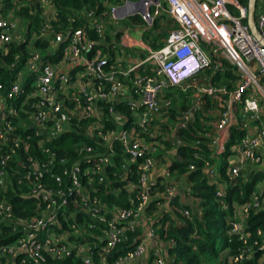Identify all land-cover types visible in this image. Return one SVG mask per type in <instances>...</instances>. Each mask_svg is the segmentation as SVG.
Returning a JSON list of instances; mask_svg holds the SVG:
<instances>
[{"label":"built area","instance_id":"1","mask_svg":"<svg viewBox=\"0 0 264 264\" xmlns=\"http://www.w3.org/2000/svg\"><path fill=\"white\" fill-rule=\"evenodd\" d=\"M27 1L38 7L41 27L38 37L52 34V38L44 50L31 45L29 39L28 54L22 66L19 67L20 62L16 60L13 68L18 69L11 79L7 84L0 81V232L1 227L6 226L11 227V235L14 234L11 241L0 242V264H43L47 258L62 260L72 252L80 257L81 264H92L91 253L85 244L68 242V238L76 237L85 230L80 224L73 222L67 224V230H56L60 226L59 210L65 204L66 196L69 195L67 193L72 190L83 195L79 210L90 221L85 226L99 232L93 236L102 242L98 251V264H107L104 253L120 243L127 230L132 231L144 224L145 229L134 248L114 258L110 264H127L142 257L148 241L155 236L152 218L146 217L147 206L158 192L157 182L148 177L155 167L152 152L159 142L158 138H168L164 131H149L147 126L160 112L159 97L163 90L180 86L184 80L212 65L211 57L226 59L234 67L238 83L229 91L223 86L207 83L198 86L197 90L204 95H226V105L215 123L217 130L225 129L230 124L231 106L240 103L242 119L238 127L244 131L239 141L230 146L225 172L227 179L211 182L215 185L214 195L220 199L224 196V189L235 184L245 163L256 166L251 171L260 170L264 174V150L263 153L258 151L264 147V47L257 38L264 40V0H256L253 14L257 37L249 32L247 8L239 0H121L119 4H107L108 12L103 18L96 16L93 10L79 11L78 14L85 17L100 38H103L106 23L138 16L150 26L160 11H165L174 27L168 31L164 44L156 50H148L144 59L125 69L112 59L107 64L106 55L100 51L86 57L83 51L92 42L86 40L82 44V31L79 28L52 33L50 23L56 21L57 17L52 0ZM5 3L11 4L15 12L28 5L21 0H0V7ZM25 33L24 21L19 24L9 15L0 16V52L7 53L6 44L10 41H24ZM63 40L67 44L57 60L44 58L53 56ZM14 56L19 59L18 54ZM124 76L131 77V86L127 91L122 89L121 79ZM25 83H28L26 89ZM16 98H21L17 105L8 102ZM99 103L107 105L113 128L106 127L101 121ZM113 103H123L131 112L132 121L128 127H124L125 119L115 111ZM82 119H92L85 133L105 148L102 152H96L90 144H76L85 161L92 163L84 170V174H95L88 177L87 184L92 185L94 177H97V183L110 184L104 168L112 165L113 142L118 141L124 155L120 163L119 180L125 182L124 187L128 192L135 193L129 207H107L90 196L78 178L80 169L77 163L69 167L62 166L60 173L48 172L55 163L63 165L65 161H55L54 152L47 143L67 131L71 120ZM251 121L256 122V125H251ZM16 126L32 130L38 147L46 155L45 162L26 155L29 136H21L16 132ZM143 134H147L151 140H146ZM179 142V139H173L175 145ZM18 149L26 158L25 162L19 159L22 165H19L21 175L17 183L24 185L21 194L37 198V208L29 218H14L11 205L4 198L8 189L5 165L18 157ZM138 158L141 160L136 162ZM135 162L136 179L132 181L127 167ZM189 167L192 168V165ZM202 167L210 171L208 161L204 160ZM44 173H48L59 185L62 176H67L69 184L63 190L45 189L40 183ZM161 183L163 193L173 195V186ZM222 205L225 206L224 203ZM158 206L159 203H156V208ZM262 209L264 175L244 202L232 206V212L227 217V233L236 236L242 246L229 256V264H238L254 255L255 264H264V230L255 228L254 235L250 236L246 225L249 214ZM181 213L188 215L187 210ZM89 230L86 232L91 235ZM152 257V264H168L162 250L153 249Z\"/></svg>","mask_w":264,"mask_h":264},{"label":"trees","instance_id":"2","mask_svg":"<svg viewBox=\"0 0 264 264\" xmlns=\"http://www.w3.org/2000/svg\"><path fill=\"white\" fill-rule=\"evenodd\" d=\"M27 2L28 5L22 6L17 10V14L23 19L26 26V33L24 41L13 42L10 41L6 44L7 53L0 52V81L7 84L8 80L11 79L12 75L16 72L17 68H13L16 60L19 63V67L22 66L25 56L28 54V40L30 39V44L37 47L40 50H44L52 38V34L45 35L43 37H38L40 32V17L38 14V7L27 0H21ZM240 3L246 5L247 0H239ZM56 9V21L50 23V30L52 33L64 31L67 29L73 30L79 28L82 31L81 42L84 41L92 42L89 48L83 51L86 57H91L95 52L100 51L102 54L106 55L109 61L112 59L114 49H116L117 40L120 33L113 30L109 26L108 30L103 34V38H100L97 33L89 26L85 17L79 15L78 12L83 10H93L96 16L104 17L107 12V4H119L121 0H52ZM256 5V0L255 4ZM165 7V4L162 3ZM230 11H233L231 6H228ZM32 11V12H31ZM164 13L154 18L148 29L158 28V22L164 19ZM130 21L139 20V24L145 25L138 16H133L128 18ZM72 20V21H70ZM159 33L153 34L151 31L144 32V37H151L148 40L150 47L154 48L157 45L154 41L157 37L166 36V31L159 29ZM112 31V32H111ZM37 35V36H34ZM67 41L63 40L60 42L56 53L53 56H44L50 61H55L59 58L62 50L66 46ZM205 48V47H204ZM18 54L19 59H15L14 55ZM143 56V55H142ZM224 66H228L225 61L222 60ZM148 65V64H147ZM207 69V68H205ZM204 70V69H203ZM210 71V70H206ZM232 78V72L227 68L224 69L223 73L217 71L212 75L211 81L216 83L219 79ZM224 83V82H222ZM28 86V83L24 84V87ZM229 87V86H227ZM177 90H180L179 88ZM166 98L168 94H165ZM21 98L10 99L8 102L12 105H17ZM115 111L122 115L125 119L124 127H128L131 123V112L123 103H113ZM209 105V100L206 98V106ZM101 108V121L108 128H113V121L107 114V105L99 103ZM187 106L184 104L180 105L181 110H185ZM168 109V115L171 119L174 118L176 114L175 108L170 106ZM199 111H194L192 120L188 121L185 126H180L176 131V137L179 139V144L176 145L177 157L171 162L169 168L176 171L179 176H184L186 186L188 188V195L197 200L196 210L188 213L187 216L181 213V222L176 224L172 218L167 214H164L162 218L158 221L160 227L158 228V236L162 239L165 248L162 250L165 259L168 264H229L228 258L236 251L242 248L241 241L237 239L234 235H229L227 233V217L232 212V206L234 204L242 203L247 199L250 191L254 185L262 178L264 175L260 170L251 171L249 173L243 174L240 172L238 177L235 179V184L233 186H228L224 189L223 197L217 198L214 195L215 185L209 182L210 176L204 171L202 164L204 160H212L209 150L207 149V138L203 135L208 132L204 126L200 125ZM92 121V119H82V120H71L69 123L68 130L63 132L58 138H55L47 143L50 146L51 151L54 152V160H64L63 165L55 163L48 172L52 171L55 173H60V168L62 166L69 167L73 163H77L80 172L78 178L81 184L84 185L85 191L92 197H95L100 204L110 207L112 205L121 208H127L130 206V202H133L134 194L133 191L128 192L124 187L125 182L119 180L120 163L124 159L122 152V147L118 141L113 142L111 156V166H106L104 171L106 173L107 179H109L110 184L106 185L105 182L97 183V177H94L95 181L92 185L87 184L88 177H92L95 174L86 173V170L92 163L86 162L83 157V153L78 151L76 147L77 143H85L93 146L96 152L104 151V147L96 144L95 141L86 135L85 129ZM153 124L149 123L147 128L149 131H153ZM16 132L20 133L21 136L28 135L29 138V149L26 152L27 156L37 157L39 160L45 162L47 160L46 155L41 152V148L37 145V138L33 136L31 129H21L20 126H16ZM244 131L239 127H231L229 133V139L224 145V152L222 154V159L219 161L216 171L218 172V177L226 180V166L224 157L229 154L230 145L239 141L243 136ZM146 140H151L147 134H143ZM159 142L168 147V140H161L158 138ZM18 157L12 158L5 165L6 172L8 174V189L4 193V198L10 203L12 216L14 218H29L35 213L37 208V198L36 196H24L22 187L23 184H18L17 179L20 178L22 161L25 162V154L18 149L16 151ZM22 161H20V160ZM141 159H136L139 162ZM136 162L128 165V175L130 180L135 181V167ZM192 165V168L189 166ZM207 173V174H206ZM40 183L45 189L55 190L64 189L65 185L69 184V179L67 176H62L61 185L57 184L48 173H44L43 177L40 178ZM158 183V182H157ZM158 190L162 191L164 188L159 184ZM227 185H229L227 183ZM111 189L117 190L114 193ZM66 196L65 204L61 206L59 210V228L56 230H67V224H72L77 222L85 230L80 231L78 236L68 238L69 243L85 244L91 253L92 264H98L100 257L98 255L99 247L102 245L101 239L98 237H93L95 233H99L97 230H89L85 225L90 223L88 217L80 212L81 201L83 195L75 191H70ZM225 204L222 205L220 201ZM156 203H159V199L152 197L147 209L148 212L153 211L156 208ZM171 203L174 206H179L177 209L188 210L189 206L187 204H181L177 202L176 198H173ZM63 213V214H62ZM247 229L250 236L254 235L255 228H262L264 230V209L257 212H251L246 221ZM0 232V242H9L14 238V234L11 235V227L2 226ZM90 231L87 234L86 231ZM141 233L134 228L132 231L127 230L124 234V239L116 244L107 253H104L103 257L105 262L110 264L111 261L130 251L134 248L135 244L138 242ZM156 248V247H155ZM153 257L150 255L149 264L152 262ZM256 255L249 260H244L238 264H255ZM43 264H81L79 256H75L74 252L65 259L54 260L47 258Z\"/></svg>","mask_w":264,"mask_h":264},{"label":"crops","instance_id":"3","mask_svg":"<svg viewBox=\"0 0 264 264\" xmlns=\"http://www.w3.org/2000/svg\"><path fill=\"white\" fill-rule=\"evenodd\" d=\"M162 13H164L165 18H168L164 10H161L159 15H161ZM253 14H255V6ZM5 15H9L12 18L16 19L19 24L23 21V19L19 17L17 12L13 10L11 4L9 3H5L0 7V16ZM165 18L164 20L162 19L158 22V26L159 29H163L166 31L167 36L168 31L174 27V24L168 18L173 25L171 28L165 29V25L167 23L165 22ZM119 21L106 23L105 25L106 30H108V27L111 25L110 27L116 29L117 32L120 33V36L117 40V45H115L116 49H114L112 56V61H115V63L119 67L123 69L130 67L137 61L144 59L148 50H156L164 44L166 36L157 37L154 41V44L157 45V47L154 48L150 47L148 44V40H151V37H144L143 33L147 31H151L153 34H158L160 31L158 28L148 29L149 27H145L147 26L145 22L144 27H142V24H139V20L130 21L129 19H126L125 22L118 25ZM204 49H206V47ZM211 59L213 60V63L212 65L207 67V69L200 71L194 77L184 80L180 86H177V88L173 87L176 89V93H172L169 97L170 90H168V88L166 90H163V92L160 94V112L153 117L152 130L158 133H162L164 131V133L168 137L166 140L169 141L170 145L168 147H164L162 142H158L152 152V157L155 161V167L149 172L148 177L149 179L158 182L160 186H163L161 182L165 183L166 185H172L174 188V192L173 195H167L166 193H163V190H158V192L154 195L155 198L159 199V206L153 211H149L148 214H146V217H149L150 219L152 218L151 226L154 229L155 236L148 241L144 255L127 264H149L148 260L150 258V255H152L153 249L163 250L165 248L162 239H160V237L158 236V228L160 227V223H158V221L162 218L164 214H167L170 218L176 221V224H179L181 222L182 216L180 210L177 209V207L179 206L176 207L174 206V203H171L173 198H176L178 203L187 204L189 206L187 210L188 213L196 210L197 200L188 195V188L186 186L187 184L185 182L184 176L177 175L176 171L171 170L169 168L171 162L177 157V146L173 143V139L177 138L176 131L180 126H185L188 121L192 120L194 111H199L201 114L199 117L200 125L204 126L203 128H206L207 130L209 129V131L205 132L203 135L208 140L207 149L209 150L212 160H206L208 161L210 171H204L209 174L210 183L217 182L221 179L218 177V172L216 171V169L219 164V161L222 159L224 145L229 139L230 128L238 127V124L241 121L242 117L240 114V103L232 104L231 109L229 111L231 120L230 124L226 126L225 129H216L215 123L219 118L220 112L223 110L224 104L226 105V95L220 93H215L213 95H204L198 92L197 88L198 86L207 83L218 87L223 86L227 91H229L233 89L238 83V77L236 76L234 67L226 59L221 57H211ZM222 60L225 61L228 66H224L222 64ZM146 64L147 63H145V66ZM147 67H149V65H147ZM226 68L227 70L229 69L232 72V78H220L219 81L216 83L211 81L212 75L214 73H216L217 71L223 73L224 69L226 70ZM121 83L123 86V91H127V89H129V87L131 86V77H122ZM178 88L180 90H177ZM182 93H184V96H188L192 100L191 105L186 104L184 100L180 101V95ZM165 94H168L167 98ZM206 98H208L209 100L208 106H206ZM181 104L187 106L185 110H181ZM170 106H173L175 108L174 110L176 112L175 115L177 117H175L177 118V122H173L174 118L171 119L168 115L169 112L167 108H169ZM208 107H210V111L204 113V108ZM18 123L20 124V122ZM250 124L256 125V122L251 121ZM263 150L264 147L258 149L260 153H263ZM228 155L224 157V161L226 164ZM255 167V165L245 163L241 169V172L243 174L249 173L253 168L255 169ZM136 228L138 231H140V233H143L145 226L144 224H142V226L138 225ZM163 253L165 252L162 251V254ZM150 264H152V262Z\"/></svg>","mask_w":264,"mask_h":264},{"label":"water","instance_id":"4","mask_svg":"<svg viewBox=\"0 0 264 264\" xmlns=\"http://www.w3.org/2000/svg\"><path fill=\"white\" fill-rule=\"evenodd\" d=\"M254 4H255V0H247V3H246V8H247L246 23L248 25L250 34L257 37L256 31H255V25L253 23ZM257 38L259 40L260 45L262 47H264V40L260 39L259 37H257Z\"/></svg>","mask_w":264,"mask_h":264},{"label":"rangeland","instance_id":"5","mask_svg":"<svg viewBox=\"0 0 264 264\" xmlns=\"http://www.w3.org/2000/svg\"><path fill=\"white\" fill-rule=\"evenodd\" d=\"M164 20V19H163ZM126 21V19H122V20H120L119 21V23H118V25H120L121 23H123V22H125ZM165 22H167L166 23V25H165V29H169V28H171L172 27V22H170L169 21V19L166 17L165 18ZM168 24V25H167ZM142 27H144V25H142ZM145 27H149V26H145ZM175 88H177V86H175ZM175 88H173V87H171V88H169L168 90H170V94H169V97H170V95L172 94V93H176L177 91H176V89ZM172 90V91H171ZM174 97V96H173ZM181 100H184L185 101V103L186 104H190L191 105V102H192V100L188 97V96H184V93H182L181 95H180V101ZM204 113H207V112H209L210 111V107H208V108H204ZM176 115H174V119H173V122H177V116L175 117Z\"/></svg>","mask_w":264,"mask_h":264}]
</instances>
